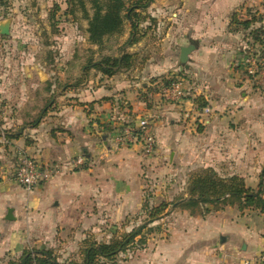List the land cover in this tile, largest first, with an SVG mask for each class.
<instances>
[{
  "label": "rangeland",
  "instance_id": "obj_1",
  "mask_svg": "<svg viewBox=\"0 0 264 264\" xmlns=\"http://www.w3.org/2000/svg\"><path fill=\"white\" fill-rule=\"evenodd\" d=\"M185 1L154 0L146 10V20L139 26L142 31L147 26L150 29L135 44L125 46L130 35L127 23L122 33L104 37L99 45L89 41L88 19L94 12L91 0H83L85 10L77 0L75 4L70 0H0V22L10 21L9 35H0V192L18 199L15 215L12 213L14 220L5 222L14 227L12 232L19 237L21 245L17 250H11L16 241L1 240L4 246H1L0 264L18 261L23 249L35 247L52 250L60 262L78 260L84 240L108 242L143 225H146L143 234L108 264H151L153 259H185L186 251L195 243L190 242L187 246L181 240L185 236L191 237L190 228L187 232L185 228L173 227V220L181 218L180 212L184 211L173 204L186 197V182L190 175L210 168L219 176L238 175L247 186L257 187L264 165V78L256 85L247 82L246 89L242 90L248 98L244 100L243 116L237 130L239 136L236 137L242 148L239 152H229V146H226L225 151L217 152L219 161L225 162L218 168L176 167L175 160L170 164L173 157L168 150L156 156L152 153L149 157H142L141 151L135 150L138 160L129 163L127 160L133 159L132 155L123 156L121 150L114 149L108 159L100 160V163L92 161L88 167L78 168L79 171L59 175L70 178L68 190L44 208L30 205L28 195L31 192L14 181L19 156L17 146L2 136L21 128L27 137L33 132L31 125L36 120L41 122L51 109L70 106L67 101L74 99L71 95L79 88L73 85L84 83L81 87L84 88L97 75L94 70L82 75L81 69L90 61L103 56L116 57L125 51L135 54L136 63L139 62L135 69H140L143 60L142 68L157 56L161 58L163 50L170 47V40L180 33L177 24L171 21L177 8L170 5L181 6ZM254 1L253 5L261 3L263 7L264 0ZM262 11L261 15L264 9ZM171 48H175L173 58L178 60L181 69L148 77V88L158 87L161 91L166 86L165 81L184 79L181 75L183 66L179 63L180 50L175 45ZM242 76L247 81L244 73ZM152 80L156 81L151 83ZM138 89L141 90L140 85ZM43 123H49V120H43ZM222 138L228 145L234 137L228 134ZM98 145L101 146V141ZM215 154L206 151L200 156L213 158ZM79 156L84 155L80 153ZM262 186L264 190V179ZM139 197L141 202L137 203ZM129 200L136 203L126 205ZM145 201L149 205L167 204L166 214L148 226L147 213L143 210ZM6 213L7 210L2 211L3 217ZM241 219L234 220L233 228L241 227ZM140 237H144L143 243L139 242ZM177 244L183 247L176 251Z\"/></svg>",
  "mask_w": 264,
  "mask_h": 264
},
{
  "label": "crops",
  "instance_id": "obj_2",
  "mask_svg": "<svg viewBox=\"0 0 264 264\" xmlns=\"http://www.w3.org/2000/svg\"><path fill=\"white\" fill-rule=\"evenodd\" d=\"M254 2L207 0L198 3L186 0L181 6L171 3V8H177L171 21L177 24L180 33L170 40V47L163 50L161 58L159 55L143 68L121 71L111 78L96 73L93 80H85L84 88H81L84 83L73 85L79 88L75 95H71L74 99L67 101L70 106L51 109L38 127L32 129L31 135L13 141L16 151L41 163L67 161L83 153L88 167L92 161L100 163V160L108 159L109 153L115 151L112 142L114 128L121 127L123 121L134 125L141 118H149L157 141L154 156L168 150L173 157L170 164L176 161V167L218 168L224 165L217 152L225 151L226 146H229V152H239L242 148L236 137L239 136L237 130L243 116L244 100L248 98L242 92L247 81L242 76L240 63L244 51L256 46L246 32L231 23V15L237 12L244 19L248 11L262 14L261 3L253 5ZM189 40L196 42V49L189 55L187 67L182 68L187 90L184 99L171 103L154 93L148 94L151 98L149 104L144 102L147 78L180 70L178 60L173 58L175 48L171 47L175 45L180 50L189 44ZM1 86L0 81V90ZM195 98L207 103V115H201ZM46 119L49 123L42 124ZM53 121L55 123H50ZM105 123L113 128L112 132L103 130L101 124ZM228 134L234 137L233 142L225 145L222 137ZM100 141L101 146L98 145ZM116 150H121L123 156L132 155L133 159L127 160L129 163L138 160L135 150H140L139 146ZM206 151L216 154L213 158L200 156ZM68 179L70 181V178L56 176L42 183L34 190L36 192L31 191L28 195L29 204L44 208L52 200L59 199L68 190ZM17 203L15 196L0 192V252L4 239L16 241L11 250L21 246L19 237L12 232L14 227L10 222L6 223L8 220L2 215V211L8 209H12L15 215ZM130 203L136 201L129 200L126 205ZM180 213L181 218L176 217L172 225L175 229L185 228L187 232L190 228L191 237L185 236L181 240L187 246L190 242L195 244L186 251L185 259H153L151 264H239L264 247V218L257 212L242 214L233 206L203 217H190L186 210ZM240 218H243L241 227L233 228L234 220ZM180 247L183 246L177 244L176 251Z\"/></svg>",
  "mask_w": 264,
  "mask_h": 264
},
{
  "label": "trees",
  "instance_id": "obj_3",
  "mask_svg": "<svg viewBox=\"0 0 264 264\" xmlns=\"http://www.w3.org/2000/svg\"><path fill=\"white\" fill-rule=\"evenodd\" d=\"M77 1L85 10L83 0ZM153 2L154 0H101L100 3L99 0H91L94 12L91 18H87L89 41L99 45L104 37L122 33L124 24L127 23L130 28V35L125 46L135 44L150 29L147 26L142 31L139 26L146 20V10ZM70 3L75 4V0H70ZM249 12L247 13L248 16L244 19L239 17L237 12H234L231 15V23L236 25L238 29L246 32L254 45H261L262 40L260 36L264 33V14ZM144 63L145 61L143 60L140 67ZM138 64L139 62L136 63L135 54L123 51L116 57L103 56L97 61H90L87 66L83 67V75H87V72L94 70L104 77L111 78L121 71L135 69ZM175 79L165 81L164 85L168 86ZM155 81L152 80L151 83ZM159 89L158 87H154L153 89L146 87V93L143 94L144 102L149 104L150 99L148 98V94L158 93L162 97ZM194 101H197L200 111L207 107V103L201 101L199 98H195ZM39 124L40 121L36 120L30 128L35 129ZM127 125H129L127 122L123 121L121 123L122 127ZM101 126L105 131H113V128L111 129L108 123L101 124ZM23 137L24 133L21 128L16 132L5 133L2 136L4 140L9 142L17 141ZM82 168H86L85 164ZM263 179L264 165L261 169L260 181L256 188L247 186L245 181L238 175L219 176L213 169L207 168L200 173L196 172L190 175L186 182V197L174 202L173 205L188 211L192 217H203L211 212L223 210L225 207L235 206L241 213L248 210L254 211L264 218ZM147 202L145 201L143 210L144 213H147L148 219L146 223L148 226L166 214L167 204L149 205ZM145 228L146 225L139 226L121 237L103 243L92 239L84 240L79 250L78 260L60 262L52 250L35 247L34 249H25L18 261H9L6 264H108L120 251H123L136 238L142 235ZM139 240V242L143 243L144 237H140Z\"/></svg>",
  "mask_w": 264,
  "mask_h": 264
},
{
  "label": "built area",
  "instance_id": "obj_4",
  "mask_svg": "<svg viewBox=\"0 0 264 264\" xmlns=\"http://www.w3.org/2000/svg\"><path fill=\"white\" fill-rule=\"evenodd\" d=\"M261 45H256L251 51H244L241 59L242 71L247 82L256 85L264 78V33L260 36ZM256 83V84H255ZM185 80L176 78L161 90V96L167 102L176 103L186 96ZM209 109L206 107L201 115H207ZM152 119L141 118L134 125L121 126L113 134V145L115 149L139 146L144 157L154 153L157 145L156 137L152 132ZM86 162L84 156L60 161L41 163L30 156L20 154L14 170V181L25 191L31 192L44 182L59 176L65 172L74 171L82 167ZM239 264H264V247L251 258L242 259Z\"/></svg>",
  "mask_w": 264,
  "mask_h": 264
},
{
  "label": "water",
  "instance_id": "obj_5",
  "mask_svg": "<svg viewBox=\"0 0 264 264\" xmlns=\"http://www.w3.org/2000/svg\"><path fill=\"white\" fill-rule=\"evenodd\" d=\"M10 33V21L0 22V35L8 36ZM196 49V42L193 40H189V45L180 48L179 54V63L183 67H187V62L189 60V55ZM13 210L8 209L5 220L11 221L14 220Z\"/></svg>",
  "mask_w": 264,
  "mask_h": 264
}]
</instances>
